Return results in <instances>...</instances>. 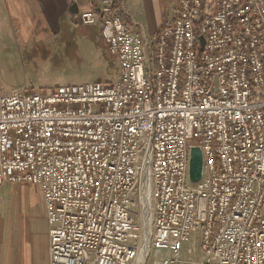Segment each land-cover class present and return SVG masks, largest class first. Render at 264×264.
<instances>
[{
	"label": "built area",
	"instance_id": "2783aa9c",
	"mask_svg": "<svg viewBox=\"0 0 264 264\" xmlns=\"http://www.w3.org/2000/svg\"><path fill=\"white\" fill-rule=\"evenodd\" d=\"M90 1L118 79L0 94V188H40L50 264H264V0H170L150 38Z\"/></svg>",
	"mask_w": 264,
	"mask_h": 264
},
{
	"label": "crops",
	"instance_id": "0c3cea01",
	"mask_svg": "<svg viewBox=\"0 0 264 264\" xmlns=\"http://www.w3.org/2000/svg\"><path fill=\"white\" fill-rule=\"evenodd\" d=\"M75 3L79 13L91 7L90 0H0V45L5 58L22 55L32 44H44L31 49L27 59L38 75L53 72L59 62L56 41L76 36L78 29L91 40L99 37L108 52L101 26H83L79 14L71 12ZM169 4L170 0H125L122 16L135 33L154 37ZM27 83L25 91H37L31 80ZM0 264H50L47 212L39 187L0 188Z\"/></svg>",
	"mask_w": 264,
	"mask_h": 264
},
{
	"label": "rangeland",
	"instance_id": "374dc122",
	"mask_svg": "<svg viewBox=\"0 0 264 264\" xmlns=\"http://www.w3.org/2000/svg\"><path fill=\"white\" fill-rule=\"evenodd\" d=\"M81 32L78 29L74 37L55 40L59 62L53 72L44 70V75L32 70L31 61L27 59L31 49L43 47L44 44H32L22 55L12 54L11 59L5 58L0 45V93H11L17 89L25 91L29 80L37 91L58 85L79 86L99 80L116 81L119 76L116 59L106 51L99 37L91 40ZM53 73L55 75L51 76Z\"/></svg>",
	"mask_w": 264,
	"mask_h": 264
},
{
	"label": "water",
	"instance_id": "95a60500",
	"mask_svg": "<svg viewBox=\"0 0 264 264\" xmlns=\"http://www.w3.org/2000/svg\"><path fill=\"white\" fill-rule=\"evenodd\" d=\"M71 12L75 15L79 14L78 5L75 3L71 7ZM203 176V154L200 148H193L190 162V179L193 183H197Z\"/></svg>",
	"mask_w": 264,
	"mask_h": 264
},
{
	"label": "bare ground",
	"instance_id": "6f19581e",
	"mask_svg": "<svg viewBox=\"0 0 264 264\" xmlns=\"http://www.w3.org/2000/svg\"><path fill=\"white\" fill-rule=\"evenodd\" d=\"M150 224H151L150 215L149 216L147 215V225L150 226ZM144 261H145V259L142 257L141 258V264H143Z\"/></svg>",
	"mask_w": 264,
	"mask_h": 264
},
{
	"label": "trees",
	"instance_id": "16d2710c",
	"mask_svg": "<svg viewBox=\"0 0 264 264\" xmlns=\"http://www.w3.org/2000/svg\"><path fill=\"white\" fill-rule=\"evenodd\" d=\"M73 2H75V0H72Z\"/></svg>",
	"mask_w": 264,
	"mask_h": 264
}]
</instances>
